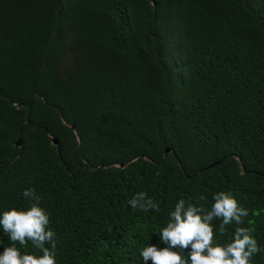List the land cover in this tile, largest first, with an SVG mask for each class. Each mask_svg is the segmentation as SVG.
<instances>
[{"label":"trees","instance_id":"1","mask_svg":"<svg viewBox=\"0 0 264 264\" xmlns=\"http://www.w3.org/2000/svg\"><path fill=\"white\" fill-rule=\"evenodd\" d=\"M27 188L57 264H144L180 198L218 191L249 216L217 240L264 249V0H0V214Z\"/></svg>","mask_w":264,"mask_h":264},{"label":"clouds","instance_id":"2","mask_svg":"<svg viewBox=\"0 0 264 264\" xmlns=\"http://www.w3.org/2000/svg\"><path fill=\"white\" fill-rule=\"evenodd\" d=\"M24 198L33 201L26 209L15 207L0 214V227L8 236L11 245L0 253V264H57V238L50 228V214L41 206V197L32 188L23 191ZM199 201H205L204 195ZM134 210L148 212L159 211V203L149 198L145 192H139L129 201ZM249 210L240 205L229 191L213 194L210 208L205 203L194 204L180 198L169 213L166 226L157 231L166 247L160 248L148 244L140 250L144 264H253V257L264 249L249 227L237 226L232 239L228 242L217 240V230L213 224L219 220L220 236L226 233V226L235 223L242 225ZM29 241L34 249L42 255L21 252L17 243L23 248ZM49 244L51 247H46ZM190 251L185 255V251Z\"/></svg>","mask_w":264,"mask_h":264},{"label":"water","instance_id":"3","mask_svg":"<svg viewBox=\"0 0 264 264\" xmlns=\"http://www.w3.org/2000/svg\"><path fill=\"white\" fill-rule=\"evenodd\" d=\"M51 142H52L53 144H56V143H57V140H56V139H53V138H51ZM14 144L18 145V142H17V141H15V142H14Z\"/></svg>","mask_w":264,"mask_h":264},{"label":"rangeland","instance_id":"4","mask_svg":"<svg viewBox=\"0 0 264 264\" xmlns=\"http://www.w3.org/2000/svg\"><path fill=\"white\" fill-rule=\"evenodd\" d=\"M67 60H68V58L64 57L63 60H62V65H65L67 63Z\"/></svg>","mask_w":264,"mask_h":264}]
</instances>
